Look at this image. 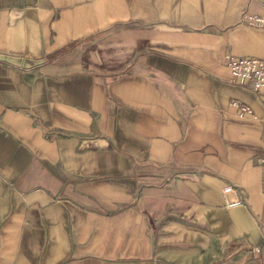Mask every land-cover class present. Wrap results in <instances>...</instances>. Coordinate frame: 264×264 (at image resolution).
<instances>
[{
	"label": "crops",
	"instance_id": "crops-1",
	"mask_svg": "<svg viewBox=\"0 0 264 264\" xmlns=\"http://www.w3.org/2000/svg\"><path fill=\"white\" fill-rule=\"evenodd\" d=\"M262 13L0 0V55L47 60L0 62V264H264V99L225 67L264 60Z\"/></svg>",
	"mask_w": 264,
	"mask_h": 264
},
{
	"label": "built area",
	"instance_id": "built-area-1",
	"mask_svg": "<svg viewBox=\"0 0 264 264\" xmlns=\"http://www.w3.org/2000/svg\"><path fill=\"white\" fill-rule=\"evenodd\" d=\"M262 8V14H246L241 20V24L257 29H264V0H259ZM225 67L228 69L231 80L239 85H250L253 90L263 96L264 99V60L247 57L228 56L225 60ZM230 108L235 112L239 119H246L254 115L253 109L240 103L232 101ZM226 196L233 195L234 199L227 202V207L236 208L245 205L241 194L232 186L224 188ZM264 251V242L261 246L253 249L255 253Z\"/></svg>",
	"mask_w": 264,
	"mask_h": 264
},
{
	"label": "water",
	"instance_id": "water-1",
	"mask_svg": "<svg viewBox=\"0 0 264 264\" xmlns=\"http://www.w3.org/2000/svg\"><path fill=\"white\" fill-rule=\"evenodd\" d=\"M0 62H6L11 65L17 66V67L29 69L35 66H40L42 64H45L47 60H42V61L37 62V61H30V60H22V59H18V58L6 56V55H0Z\"/></svg>",
	"mask_w": 264,
	"mask_h": 264
}]
</instances>
